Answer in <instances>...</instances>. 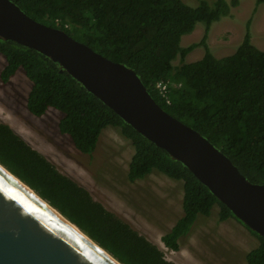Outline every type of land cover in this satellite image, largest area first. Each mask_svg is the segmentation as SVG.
I'll use <instances>...</instances> for the list:
<instances>
[{
  "label": "trees",
  "instance_id": "obj_1",
  "mask_svg": "<svg viewBox=\"0 0 264 264\" xmlns=\"http://www.w3.org/2000/svg\"><path fill=\"white\" fill-rule=\"evenodd\" d=\"M12 1L34 20L61 29L113 62L135 70L168 114L209 139L250 182L264 184V51L252 43L249 30L236 52L222 59L212 54L207 42L212 24L229 16L236 1L218 0L214 7L206 1L191 7L182 0ZM256 3L264 4V0ZM199 23L206 25L201 42L182 48V38ZM198 47L205 49L204 57L185 64ZM0 54L6 61L2 83H10L22 71L32 84L29 113L41 118L50 109L60 112L58 130L77 151L92 155L104 130L113 128L135 150L129 182L158 172L183 183V215L162 237L169 250L179 251L180 240L191 233L198 217H209L216 206L221 222L236 219L188 168L126 124L49 58L1 39ZM178 57L182 65L176 68L173 62ZM160 81L171 84V105L156 89ZM0 164L122 264H175L1 120ZM246 228L259 240L258 247L247 254L246 264H264V237Z\"/></svg>",
  "mask_w": 264,
  "mask_h": 264
},
{
  "label": "water",
  "instance_id": "obj_2",
  "mask_svg": "<svg viewBox=\"0 0 264 264\" xmlns=\"http://www.w3.org/2000/svg\"><path fill=\"white\" fill-rule=\"evenodd\" d=\"M0 39L35 50L60 66L126 124L188 168L236 219L264 237V184L250 182L209 139L168 114L135 70L34 20L12 0H0ZM11 175L19 183L0 168V264H122Z\"/></svg>",
  "mask_w": 264,
  "mask_h": 264
},
{
  "label": "rangeland",
  "instance_id": "obj_3",
  "mask_svg": "<svg viewBox=\"0 0 264 264\" xmlns=\"http://www.w3.org/2000/svg\"><path fill=\"white\" fill-rule=\"evenodd\" d=\"M196 7L206 1L214 7L218 0H182ZM230 14L212 24L208 45L212 54L222 59L236 52L249 30L252 43L264 51V4L256 0H225ZM206 25L197 24L195 30L182 38L181 47L199 43ZM203 47L196 48L185 64L201 60ZM182 65L178 57L173 62ZM6 65L0 54V74ZM32 84L19 71L8 84L0 79V120L10 125L33 148L50 160L57 169L85 187L93 198L109 211L127 222L149 241L157 245L166 259L175 264H246V256L259 245V240L236 219L221 222L219 207L209 217L199 216L191 233L180 240V250H169L162 237L169 233L183 215V183L154 172L145 179L131 183L129 165L135 153L130 141L119 131L107 128L101 135L92 155L77 151L67 136L60 134L58 124L62 115L50 109L41 118L27 109Z\"/></svg>",
  "mask_w": 264,
  "mask_h": 264
},
{
  "label": "built area",
  "instance_id": "obj_4",
  "mask_svg": "<svg viewBox=\"0 0 264 264\" xmlns=\"http://www.w3.org/2000/svg\"><path fill=\"white\" fill-rule=\"evenodd\" d=\"M156 89L161 97V99L167 104L171 105V84L170 82L160 81L156 85Z\"/></svg>",
  "mask_w": 264,
  "mask_h": 264
},
{
  "label": "bare ground",
  "instance_id": "obj_5",
  "mask_svg": "<svg viewBox=\"0 0 264 264\" xmlns=\"http://www.w3.org/2000/svg\"><path fill=\"white\" fill-rule=\"evenodd\" d=\"M0 168L4 171V172H6L9 176H11L12 178H14V180H16L18 183H19V181L17 180V179H15V177H13L12 175H11V173H9V171L7 170V169H5V168H3V167H1L0 166ZM22 186L24 187V188H26L28 191H30L31 193H33L32 192V190L31 189H29L28 187H26L25 185H23L22 184ZM34 194V193H33ZM78 233H82L81 232V230H79L74 224H70ZM93 243V242H92ZM93 245L94 246H96L98 249H99V246L97 245V244H95V243H93Z\"/></svg>",
  "mask_w": 264,
  "mask_h": 264
}]
</instances>
